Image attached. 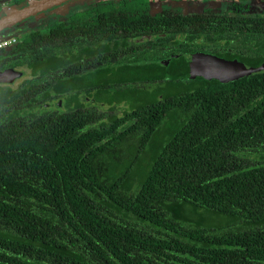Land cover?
Masks as SVG:
<instances>
[{
    "label": "trees",
    "instance_id": "16d2710c",
    "mask_svg": "<svg viewBox=\"0 0 264 264\" xmlns=\"http://www.w3.org/2000/svg\"><path fill=\"white\" fill-rule=\"evenodd\" d=\"M245 82L177 96L171 114L190 99L191 115L154 144L145 117L101 141L69 116H7L0 264H180L186 249L193 264H262L263 114L227 99Z\"/></svg>",
    "mask_w": 264,
    "mask_h": 264
},
{
    "label": "flooded vegetation",
    "instance_id": "af4514ba",
    "mask_svg": "<svg viewBox=\"0 0 264 264\" xmlns=\"http://www.w3.org/2000/svg\"><path fill=\"white\" fill-rule=\"evenodd\" d=\"M31 1L0 0V14ZM5 40L0 70L14 71L0 81V123L9 115L69 116L78 131L95 128L107 141L145 117L156 123L154 144L191 115L190 99L187 111L171 114L177 96L240 80L245 86L227 99L232 107L243 99L264 122V0H62L0 30ZM194 54L228 63L191 60ZM204 211L208 221L217 218ZM186 250L179 262L193 264ZM217 259L225 264L222 254Z\"/></svg>",
    "mask_w": 264,
    "mask_h": 264
},
{
    "label": "water",
    "instance_id": "95a60500",
    "mask_svg": "<svg viewBox=\"0 0 264 264\" xmlns=\"http://www.w3.org/2000/svg\"><path fill=\"white\" fill-rule=\"evenodd\" d=\"M62 0H34L29 3L23 4L22 6L13 8L12 10H8L4 13L0 14V30L5 29L9 27L11 24L18 22L20 19L28 15L30 12H32L34 9H42V8H48L50 6H53L55 4L61 3ZM189 58L191 60H203L212 64H216L219 62H222V66H225L227 61H223L220 59H217L210 55L205 54H194L189 55ZM14 70L12 69H6V70H0V81L1 80H9L8 77H10V74H12ZM213 76H222L223 72L216 73Z\"/></svg>",
    "mask_w": 264,
    "mask_h": 264
},
{
    "label": "built area",
    "instance_id": "2783aa9c",
    "mask_svg": "<svg viewBox=\"0 0 264 264\" xmlns=\"http://www.w3.org/2000/svg\"><path fill=\"white\" fill-rule=\"evenodd\" d=\"M7 42H8V41H6V40H5V41H3V42H1L0 46H1V45H6V44H7Z\"/></svg>",
    "mask_w": 264,
    "mask_h": 264
}]
</instances>
